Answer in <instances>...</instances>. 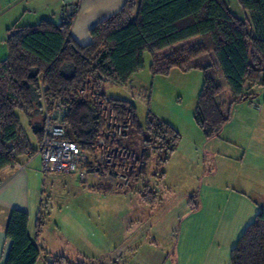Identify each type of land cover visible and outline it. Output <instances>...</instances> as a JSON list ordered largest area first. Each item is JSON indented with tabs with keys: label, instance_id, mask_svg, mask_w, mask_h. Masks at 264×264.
I'll return each instance as SVG.
<instances>
[{
	"label": "trees",
	"instance_id": "trees-1",
	"mask_svg": "<svg viewBox=\"0 0 264 264\" xmlns=\"http://www.w3.org/2000/svg\"><path fill=\"white\" fill-rule=\"evenodd\" d=\"M238 1L252 16L251 25L249 17L232 13L226 0H128L117 15L92 28L93 41L87 45L70 35L75 10L60 23L44 19L10 29L7 56L0 61V170L39 150L23 133L19 112L27 115L41 144L45 111L61 99L71 100L66 119L72 137L84 149L92 150L102 117L92 102L77 97V89L89 81L101 91L106 83L126 84L144 68L146 52L153 58V71L162 73L213 53L229 90V104L256 98V87L264 90V0ZM197 37L199 43L166 55L164 66H160L159 52ZM203 71L195 121L205 138L211 139L219 136L231 114L223 111L224 87L214 68ZM115 100L129 108L133 134L147 133L144 140L157 144L159 162L167 163L181 141L179 131L156 117H149L143 128L136 106ZM43 223L39 219L37 236ZM6 233L12 240L7 264L38 263L43 249L30 235L28 213L13 211ZM47 256V264H80L64 255ZM231 264H264V208L231 250Z\"/></svg>",
	"mask_w": 264,
	"mask_h": 264
},
{
	"label": "rangeland",
	"instance_id": "rangeland-1",
	"mask_svg": "<svg viewBox=\"0 0 264 264\" xmlns=\"http://www.w3.org/2000/svg\"><path fill=\"white\" fill-rule=\"evenodd\" d=\"M226 1L251 25L238 0ZM144 56V68L129 82L106 83L103 91L133 103L143 128L149 117L174 126L181 135L177 150L165 164L152 155L130 189L113 194L87 192L71 174L43 172L37 153L31 167L43 191L46 238L63 253L66 237L74 248L69 259L80 264H231V250L264 208V90L257 86L254 100L263 110L250 101L235 104L219 136L207 139L195 121L203 69L186 63L154 72L151 54ZM19 115L37 148L27 115ZM145 137L133 134L128 143L138 148ZM59 221L63 236L51 229Z\"/></svg>",
	"mask_w": 264,
	"mask_h": 264
},
{
	"label": "crops",
	"instance_id": "crops-1",
	"mask_svg": "<svg viewBox=\"0 0 264 264\" xmlns=\"http://www.w3.org/2000/svg\"><path fill=\"white\" fill-rule=\"evenodd\" d=\"M127 1L128 0H0V61L7 56L6 40L9 35V30L13 27L35 25L44 19H51L56 23H60L63 21L64 12L70 14L75 10L71 22L70 35L79 44L87 45L93 41L91 34L92 28L108 20L112 16L117 15ZM135 1L139 2L140 0ZM13 32H15V30H13ZM200 40L201 39L197 37L159 52L157 54V59L159 60L160 66H164L165 61L162 59L166 55L174 51L186 50L199 43ZM187 64L201 69L217 67L216 57L213 53L200 56ZM220 76L221 77H218V82L224 87V95L228 101L223 111L225 114H231L232 117L234 105L232 106L229 104V99H227L230 96L229 90L221 73ZM256 99L257 98H253L243 101H250L252 103L255 102L254 100ZM236 104H239V102ZM236 106L237 105H235V107ZM39 147L40 144L38 143L37 148ZM35 156L36 155L29 156L28 152L19 158V165L8 166L0 170V178L3 180L2 185H0V264L8 263V255L12 240L8 238L6 230L10 216L15 210L29 214L30 235L35 243L43 249V254L37 264H47V254L51 256L64 255L71 258L69 253L74 250L71 245H68L70 242L67 241L66 237H63L64 239H62V242H64V247H68V252H56L58 250H55L54 244H49L46 238L47 234L45 232L48 229L45 228V221L41 233L38 236L36 235L39 219L43 220V215L40 211L43 203V191L41 190L39 175L37 171L31 167V162L34 160L33 158ZM71 176L75 181L78 179L74 174H71ZM71 181L69 179L68 183ZM83 189L86 190L84 187ZM59 223L60 221L55 223L54 229H51L55 235L63 236V229L59 227Z\"/></svg>",
	"mask_w": 264,
	"mask_h": 264
},
{
	"label": "built area",
	"instance_id": "built-area-1",
	"mask_svg": "<svg viewBox=\"0 0 264 264\" xmlns=\"http://www.w3.org/2000/svg\"><path fill=\"white\" fill-rule=\"evenodd\" d=\"M67 15L64 12L63 16ZM76 95L98 108L102 129L92 150L84 149L72 137L66 119L71 100L61 99L52 110L46 109L44 136L38 150L43 171L74 174L87 191L113 194L130 189L159 146L145 140L138 148L129 145L128 140L133 135V117L129 108L107 96L91 81L78 88ZM252 107L257 111L263 108L262 104L255 102ZM2 183L0 178V185Z\"/></svg>",
	"mask_w": 264,
	"mask_h": 264
}]
</instances>
